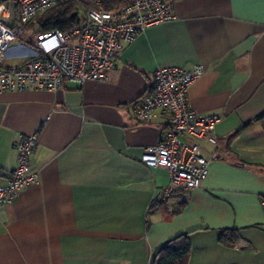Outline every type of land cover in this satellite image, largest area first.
<instances>
[{
  "label": "crops",
  "instance_id": "0c3cea01",
  "mask_svg": "<svg viewBox=\"0 0 264 264\" xmlns=\"http://www.w3.org/2000/svg\"><path fill=\"white\" fill-rule=\"evenodd\" d=\"M32 42L14 43L7 64L30 57ZM195 65L205 71L190 87L192 106L222 116L217 143L199 142L218 158L202 186L161 205L168 170L141 157L166 121L137 122L131 103L157 68ZM262 115L264 0H176L175 17L127 43L107 81L0 94V184L22 135L38 133L30 162L39 176L0 208V264H152L180 235L191 241L187 264H264ZM224 230L237 231L235 246Z\"/></svg>",
  "mask_w": 264,
  "mask_h": 264
},
{
  "label": "built area",
  "instance_id": "2783aa9c",
  "mask_svg": "<svg viewBox=\"0 0 264 264\" xmlns=\"http://www.w3.org/2000/svg\"><path fill=\"white\" fill-rule=\"evenodd\" d=\"M68 1L0 0V94L54 91L68 82L83 86L87 81H107L127 43L147 27L175 17L176 0H134L117 10L104 9L101 0H74L93 6L83 10L70 29L36 32L26 28L36 16ZM28 34L34 36L33 53L20 64L8 65V50ZM204 71L203 65L159 67L153 85L133 104L137 122L150 123L159 116L166 121L162 138L148 145L141 157L148 167L168 170L169 183L156 197L158 204L168 205L175 193L202 186L210 161L218 158L215 152L209 159L203 156L199 141L206 138L217 143L215 130L222 116L198 112L189 97L190 87ZM37 140L38 133H33L17 142V165L7 182L0 184V208L38 182L30 162Z\"/></svg>",
  "mask_w": 264,
  "mask_h": 264
},
{
  "label": "trees",
  "instance_id": "16d2710c",
  "mask_svg": "<svg viewBox=\"0 0 264 264\" xmlns=\"http://www.w3.org/2000/svg\"><path fill=\"white\" fill-rule=\"evenodd\" d=\"M133 1L134 0H101V5L106 10H117ZM92 6L91 4H80L74 0H70L36 16L26 28L28 30H35L36 32H47L54 29L68 30L78 22L82 11ZM140 98L136 99L131 104L136 103ZM263 116L264 115L259 116L258 119ZM221 237L225 243L231 246H235L240 240V236L235 230H224ZM190 251L191 241L189 236L180 235L162 247L154 257L152 264H187Z\"/></svg>",
  "mask_w": 264,
  "mask_h": 264
},
{
  "label": "rangeland",
  "instance_id": "374dc122",
  "mask_svg": "<svg viewBox=\"0 0 264 264\" xmlns=\"http://www.w3.org/2000/svg\"><path fill=\"white\" fill-rule=\"evenodd\" d=\"M32 38H34V36H31Z\"/></svg>",
  "mask_w": 264,
  "mask_h": 264
}]
</instances>
